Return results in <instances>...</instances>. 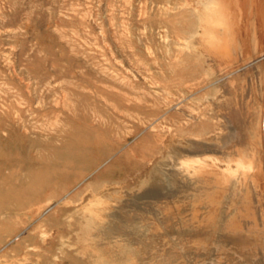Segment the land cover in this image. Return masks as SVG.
Instances as JSON below:
<instances>
[{
    "label": "rangeland",
    "instance_id": "obj_1",
    "mask_svg": "<svg viewBox=\"0 0 264 264\" xmlns=\"http://www.w3.org/2000/svg\"><path fill=\"white\" fill-rule=\"evenodd\" d=\"M155 4L0 0V264H91L88 254L95 250L87 239L98 223L87 224V215L97 200L106 197L115 204L124 194L132 197L151 181L156 166L167 171L171 153L192 142H207L213 147L200 144L197 150L211 153L223 136L236 135L217 106L218 75L209 61L198 57L172 65V32L159 22L163 18ZM250 16L248 33L239 36L254 50L248 61L253 62L243 73H234L239 75L236 80L242 79L235 84L244 94L249 86L254 88L255 102H260L264 83L250 69L261 62L257 57L264 49V23L254 13ZM252 79L257 83L251 87ZM256 110L253 123L240 121L249 136L256 134ZM64 145L84 149L83 157L55 156ZM168 197L173 201L157 197L164 200L163 205L158 200L159 208L153 197L137 203L139 217H144L139 218L141 248L162 253L166 264H228L225 256L215 257L216 235L218 241L212 237L208 252L185 240L194 236V229L183 224L190 211L179 207V197ZM161 205L173 213L170 224L161 216ZM133 247L126 240L117 256H137L139 250Z\"/></svg>",
    "mask_w": 264,
    "mask_h": 264
},
{
    "label": "bare ground",
    "instance_id": "obj_2",
    "mask_svg": "<svg viewBox=\"0 0 264 264\" xmlns=\"http://www.w3.org/2000/svg\"><path fill=\"white\" fill-rule=\"evenodd\" d=\"M155 1L158 12L162 14L160 16L163 18V20L159 22L167 23L172 32V38L170 40L172 48H169L174 58L172 65L180 64L183 61H189L193 58L197 59L198 57L203 62L209 61L210 68L215 70L218 75V78L214 82V84L218 85V89L220 90V94L216 97L217 106L223 113L222 115L223 118L225 117L226 124H229L228 126L235 129L233 131H235L236 135L230 133L223 136L222 138L224 141L222 140V144L219 145V148L216 147L218 150L214 147L211 153L197 150L200 144L203 145H201L202 147L208 146L212 148L213 146L210 147L207 145V142L204 143V141L201 140L195 142L191 141L190 147L181 148L180 151L172 150L173 153H171L168 159L170 160L172 158V162L169 163V161L166 163H169V166L167 165L169 167L168 170L163 171L160 165L156 166L151 173V181L148 183L146 181V187L143 190L134 192L132 197H128L124 194L126 197L116 200L115 204H112L106 197L97 200L93 204L94 207L90 209L87 215V224L93 226L95 222L98 223L97 229L95 228L96 232L91 234V236L89 235L87 239V244L91 245L96 251L91 250L88 254V259L91 264H166L162 261L164 259L162 258V253L157 254L158 252L152 253L151 251L150 253L140 246V244L143 243L142 241H144H141L140 232L142 230L140 227H143V224L140 223L144 217H139L141 213H139L140 206L138 204L147 198L153 197L155 198L154 202L156 201V204H154L157 205L158 200L159 203L164 201L161 200L160 202V198L156 200L157 197L162 198L166 196L169 199L168 196L171 194L177 198L179 197L177 203H182L179 204V207L186 206L185 208L190 211V218L185 222L183 221L185 219L182 221L183 224L187 222V224L194 229V233L192 234L194 236L185 239H190L189 242L191 244H189L192 245V247L196 246L198 251V248H201L200 251H203L202 249L204 248L208 252L209 248L213 245L212 237L216 235L219 240L218 241L215 236V240L218 241L216 242L219 243L216 250H218L219 253L216 254L215 257L222 259L225 256L226 263L228 264H264V89L262 91L261 89L263 87L260 85L262 88L260 89L261 97H259V99L262 98V101L260 100L259 102V100L256 99L257 101L255 102L252 92L254 88H250L249 86L246 94H244L243 92L245 90L236 86V84H238L236 81L242 79L236 80V77H239V75L237 74L235 77L234 74L237 70L239 71L241 69V73H243V69L245 70V68L253 62H248L253 49H251L245 37L243 38L242 36H246L248 33V23L252 21L250 13H254L256 19H258L260 23H264V0ZM240 33L242 34V38L239 36L241 35ZM237 35L241 39H239ZM257 58L261 60V62L255 64L250 70H255L256 75L254 76H256V81L264 83V49L259 51V56ZM253 81L255 80L252 79L250 82L248 81L251 83V87ZM240 91L242 94L238 95ZM255 108H258V110H256L257 112L255 111L256 114H259V118L256 119L258 121L257 125H255L257 126V128L255 127L257 130H255L256 134L253 133L252 135L251 133L249 136V130L244 126L242 128V126H240V121L246 119L251 123L253 120L252 117L255 115ZM235 121L237 122L236 127L232 126ZM229 128L230 127H228V129ZM240 132L242 135L244 132L245 136H242ZM210 144L213 145V143ZM83 150L79 146L70 147L64 145L61 148H57L54 151V155H60L63 159L70 158L78 160L83 157ZM218 160L223 161L225 166L222 167L219 165L217 162ZM150 201H152V199ZM170 201H173L172 197ZM135 203L139 208L134 205ZM159 203L157 205L158 208ZM162 205L160 206L162 207L161 216L164 215L170 224L171 222L169 220L173 219L170 218V214L173 215V213L170 212L169 207H163ZM147 207L149 208V206ZM225 207V211H227L228 214L223 211ZM179 211L177 213L180 214ZM144 212H146V210L143 211V213ZM149 212L152 213V210H149ZM179 214H177V216ZM182 215H184V211ZM164 217H161V219ZM139 218H141V221ZM158 218H160V216ZM173 221L175 220H172V222ZM87 224L85 223V225ZM161 226H153V228L155 229L157 227L161 229ZM177 227L176 229H179V225ZM185 229L186 233L190 230H187V226ZM199 231H203L204 236H201V233H198ZM172 232L177 231L173 230ZM132 234L134 235L132 236ZM180 234L182 235V233ZM159 235L161 236V234ZM126 240L136 245V247L133 248L139 250V253L136 252L138 254L137 256H133V250L131 251L133 255H125V257L117 256V251L119 252V250H117L118 247L120 248ZM87 247L88 246H86V249H88ZM81 249L82 247L79 251H81ZM188 250H190V248H188ZM185 252L186 251L183 253L185 254ZM174 253H172L173 257L176 256V253L175 256ZM189 254L190 253H188V255ZM83 262L85 261H82V263ZM169 262L167 263L169 264ZM177 263L178 262H176V264ZM191 263L193 264L194 260Z\"/></svg>",
    "mask_w": 264,
    "mask_h": 264
}]
</instances>
